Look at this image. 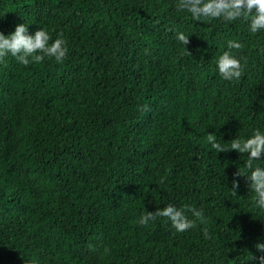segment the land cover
<instances>
[{
    "label": "trees",
    "instance_id": "trees-1",
    "mask_svg": "<svg viewBox=\"0 0 264 264\" xmlns=\"http://www.w3.org/2000/svg\"><path fill=\"white\" fill-rule=\"evenodd\" d=\"M176 3L0 0L5 36L25 24L68 47L63 63L0 62V264H259L264 210L245 177L230 192L248 154L216 153L206 136L230 149L264 133V32L193 21ZM229 40L247 60L231 82L216 67ZM168 204L207 224L138 225Z\"/></svg>",
    "mask_w": 264,
    "mask_h": 264
},
{
    "label": "clouds",
    "instance_id": "clouds-1",
    "mask_svg": "<svg viewBox=\"0 0 264 264\" xmlns=\"http://www.w3.org/2000/svg\"><path fill=\"white\" fill-rule=\"evenodd\" d=\"M176 11L189 13L191 19L197 22L202 20L207 22L242 20L248 25L250 33L264 32V0H177ZM175 39L184 46L190 42L189 37L183 32H177ZM50 40L51 37L47 30L39 28L34 35H30L28 26L18 24L14 32L7 36L0 32V62H3L6 56L11 55L23 66L40 64L45 58L54 59L56 63H63L68 54L67 41L63 39L62 33L54 42L49 43ZM227 47L229 50L217 58L216 67L219 76L223 80L231 82L241 78L247 60L243 57L237 58L231 51L232 49L242 51V44L229 40ZM187 54L191 56L188 51ZM241 59H243V63H241ZM206 142L216 153L234 150L240 154H248L244 165L246 171L238 169L232 180L230 192L233 196H237L239 182L236 178L245 177L249 182V191L253 193L252 199L255 202V207L264 210V167L253 168L254 161H259L264 156V133L257 129L246 140L236 138L230 142V149L217 142L215 134H207ZM163 182L162 179L161 183ZM186 212H190L194 219H188ZM158 217L167 218L177 233L197 227V221L200 225L207 224L203 210H198L187 204L181 208L168 204L162 209L158 208L155 212H146L139 217L137 223L140 226H147L150 221L155 222ZM202 231L205 238H210L207 227H204ZM89 247L91 251H96L94 246ZM255 248L264 252V243L256 244ZM104 252L108 254L109 249L105 248ZM256 259L259 264H264V255Z\"/></svg>",
    "mask_w": 264,
    "mask_h": 264
}]
</instances>
